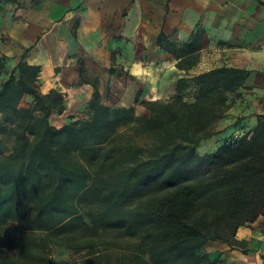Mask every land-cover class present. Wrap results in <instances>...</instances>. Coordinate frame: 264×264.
Masks as SVG:
<instances>
[{"label":"trees","instance_id":"16d2710c","mask_svg":"<svg viewBox=\"0 0 264 264\" xmlns=\"http://www.w3.org/2000/svg\"><path fill=\"white\" fill-rule=\"evenodd\" d=\"M200 37L176 47L160 31L157 44L189 68ZM30 47L10 67L0 54V246L11 251L0 264H54L56 246L81 254L74 264H221L203 250L208 241L247 252L235 233L264 218V114L248 137L203 155L196 148L215 134L248 70L194 75L190 100L181 78L174 96L140 101L147 115L102 103L93 81L87 118L55 126L49 117L65 101L40 90L41 66L24 59ZM23 95L27 106L18 105ZM10 222L16 234L3 233Z\"/></svg>","mask_w":264,"mask_h":264},{"label":"crops","instance_id":"0c3cea01","mask_svg":"<svg viewBox=\"0 0 264 264\" xmlns=\"http://www.w3.org/2000/svg\"><path fill=\"white\" fill-rule=\"evenodd\" d=\"M18 1L14 20L10 12L0 13V32H6L13 43L0 37V54L15 55L18 61L24 48L31 46L24 59L41 66L40 90H58L67 109L71 101L76 109H85L96 81L102 103L132 106L135 114L147 115L140 101L174 96L181 78L188 83L181 94L190 100L196 90L194 75L228 65L248 70V75L228 93L231 104L215 122V134L202 139L196 152H211L233 135L240 134L239 139L247 132L248 137L257 116L264 114V4L258 0ZM41 29L48 32L40 34ZM160 31L166 43L176 47L199 32L195 64L179 68V58L157 44ZM74 46L84 50L87 62L75 54ZM259 235H264L262 217L235 233L245 247L255 250L254 264H264V240H258ZM203 250L227 259L228 264L242 254L221 241H208Z\"/></svg>","mask_w":264,"mask_h":264},{"label":"rangeland","instance_id":"374dc122","mask_svg":"<svg viewBox=\"0 0 264 264\" xmlns=\"http://www.w3.org/2000/svg\"><path fill=\"white\" fill-rule=\"evenodd\" d=\"M25 2V0H22V4ZM15 7H18V6H15L14 4H0V13H6V12H10L11 13V17L13 18L12 20L15 19V14H14V11L17 9ZM40 34H43L45 35L48 30L47 29H41L40 31ZM0 37L3 41H5L6 44H13L12 42H10V39L9 37L7 36V33L6 32H0ZM75 50V54H79L82 59H84L86 62L88 60V57L86 54H84V50L83 49H80L78 48L77 46H74L73 48ZM7 56V66L10 67L12 64H14L16 62V56ZM225 60L226 61H230V58L229 56H226L225 57ZM0 79H1V76H0ZM40 85V83H39ZM187 99L188 98H191V97H186ZM72 99V97H71ZM30 101V97L28 95H23L22 97H20L18 99V105L19 106H27L28 102ZM69 103V108L67 109L66 108V111L62 114H58V113H55V114H52L49 119H50V122L53 124V125H62L64 123H66L68 120H70L71 118H77V119H85L87 118V116L89 115V112L87 110V108L85 109H76V103H73L72 101L71 102H68ZM247 134V132H246ZM240 136L239 135H233L231 137V139H237L238 137ZM244 136V135H242ZM18 232L17 228H16V223L15 222H10L6 227H5V230H4V234H16ZM2 235H0V238H1ZM262 236L264 235H259L258 236V240H264V238H262ZM247 252L246 253H243L241 252L242 254H237V256L233 257V264H254V261L252 260L253 258L251 256H253V253H254V249H250V248H247ZM11 252L10 250H7L3 247L0 246V261H1V258L6 254V253H9ZM80 255L79 253H75V252H71V251H68L66 249H64L63 247H54L51 251V256H52V260H53V263L54 264H74L76 263L79 259H80ZM239 255V256H238ZM255 255V254H254ZM264 256V254H261V257ZM220 263L221 264H228L229 262L227 261V259L225 258H221L219 259Z\"/></svg>","mask_w":264,"mask_h":264},{"label":"built area","instance_id":"2783aa9c","mask_svg":"<svg viewBox=\"0 0 264 264\" xmlns=\"http://www.w3.org/2000/svg\"><path fill=\"white\" fill-rule=\"evenodd\" d=\"M242 135H247V134H246V132H244V134H242Z\"/></svg>","mask_w":264,"mask_h":264}]
</instances>
